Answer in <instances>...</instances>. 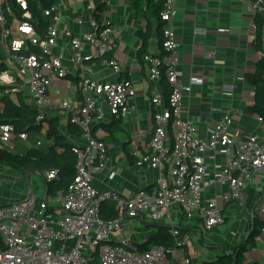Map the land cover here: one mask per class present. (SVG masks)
Returning a JSON list of instances; mask_svg holds the SVG:
<instances>
[{"label":"built area","instance_id":"obj_1","mask_svg":"<svg viewBox=\"0 0 264 264\" xmlns=\"http://www.w3.org/2000/svg\"><path fill=\"white\" fill-rule=\"evenodd\" d=\"M88 1L85 3L88 19L74 16V22L86 28L76 33L65 30L75 71L72 72L53 53L61 18L60 2L44 10L52 23L43 36H38L27 20L30 18L27 0H13V5L9 0H0V62L6 65L0 70V84L12 85L17 78L21 80L29 100L40 110V119L50 106L51 82L71 74L77 76L79 99L62 97L59 88L54 94L67 122L80 129L82 139L74 146L76 173L65 190L40 200L28 194L21 200L0 205V264H93L95 260L99 264H193L190 256L180 249L189 236L183 235V224L174 225L172 209L177 212L176 218L185 222L196 219L202 231L223 224L225 217L219 203L244 205L253 178H264V132H245L233 127L232 115L225 112L219 120L208 124L206 136L201 137L197 122L181 117L183 94L202 79L191 76L187 83L181 79L177 68L180 42L173 26L174 0H162L159 16L164 53H143L142 61L147 66L148 78L158 81L164 76L170 90L166 98L162 91H152L149 147L147 152L134 150L132 155L138 167L147 166L164 173L151 187H139L131 195L97 189L92 174L106 167L107 147L104 139L93 135L92 126L128 115L133 109L136 89L129 77L100 80L82 72L85 60L92 56L100 57L112 72H122L114 56L119 32L107 18L97 19ZM107 3L105 0L104 4ZM249 7L253 14L263 12L264 23V0H249ZM201 32L204 30L194 28V33ZM30 45L36 50L27 52ZM86 46L92 52L89 55L83 54ZM261 52L264 54V48ZM209 56L213 57V53ZM224 89L230 90L231 85H225ZM258 120L262 118L258 116ZM15 136L27 138L25 132L16 133L12 124L0 123L1 146L13 150ZM217 154L224 156L221 164L216 161ZM113 175L112 171L110 177ZM57 176V169L43 174L47 181ZM213 185H226L227 189L208 195ZM103 202L113 203L114 218L100 216ZM255 211L264 221V203H259ZM138 218L167 225L175 245L170 248L151 245L142 250L141 243L133 239L123 224ZM259 235L264 250V225Z\"/></svg>","mask_w":264,"mask_h":264},{"label":"crops","instance_id":"obj_2","mask_svg":"<svg viewBox=\"0 0 264 264\" xmlns=\"http://www.w3.org/2000/svg\"><path fill=\"white\" fill-rule=\"evenodd\" d=\"M101 1L89 0L88 2L95 10ZM156 1L152 0V2ZM85 3L86 0H60L58 7L61 18L58 25L57 45L53 53L62 59L69 71L73 70V65L65 30L76 33L86 28L85 25L81 26L74 22V16L82 17L83 20L88 19L89 13L85 9ZM147 3L148 0H142L140 2L142 11L136 12L132 6V0H108L101 10V16L107 18L119 32L114 56L122 70L132 79L136 94L132 100L133 109L128 115L120 118L121 128L113 136L110 137L102 129H97L95 132L96 136L104 139L106 143L107 162L102 171L92 174V183L97 189H110L123 195H131L139 187H151L164 173L162 170L147 166L138 167L135 164L136 157L132 155L134 150L147 152L149 147L153 124V106L150 102L152 91L154 89L162 91L164 97L166 94L160 83L161 78L158 81H151L148 78L147 66L142 61V55H138L141 47L140 33L148 24L152 33L145 53L155 55L164 53L155 32L159 20L152 14L151 9L147 8ZM174 7L173 26L180 42L177 68L181 71V79L184 83H187L191 76L202 79L201 83L191 86L190 92L183 94L180 103L181 117L195 120L201 137L206 136L208 124L219 120L225 112L232 115L233 127H240L245 132L263 133V120L259 121L257 114L247 110V107L253 103V87L247 83L245 73L254 69L255 62L260 57V51L255 42L254 14L250 10L249 0H174ZM194 28H201L204 32L194 33ZM262 47L264 48V28ZM90 53H92L91 50L86 46L83 54ZM209 53H213V57H210ZM82 72L100 80H114L121 75V73L112 72L100 57L93 56L85 60ZM77 80V76L72 74L60 81L53 80L48 92L50 106L46 108L47 114L59 116L61 130L73 142H79L80 139L66 131L67 115L58 107L59 100L54 90L61 89L62 97L75 101L80 96L76 90ZM225 85H231V89L225 90ZM11 86L12 92L22 91L28 95L21 80L19 83L15 81ZM164 99L163 103H165ZM40 134L44 136V130ZM37 141L43 142V138L28 134L23 140L15 136L13 150L22 152L26 145L35 144ZM216 161L221 164L224 156L217 154ZM1 166L3 165H0V205L21 200L28 194L36 195L39 200L49 198L45 192V184L41 187L37 178L31 179L33 172L23 174ZM112 171L114 175L110 177ZM40 188L44 191L42 196L39 195L42 191ZM225 189H227L226 185L210 186L208 195ZM246 196L247 199L254 200L253 206H248L247 201L244 205L235 202L219 203L225 217L223 224L230 221L233 223V226H229L230 229L219 225L214 228V230L220 228L222 232L230 230L226 233L228 239L223 238L220 254L231 253L238 243L246 239L255 215L262 220L255 208L259 203H264L263 177L253 178ZM171 212L174 225L183 224L181 228L183 235H191L194 240L200 239L201 243H204L203 231L196 219L185 222L186 220L181 217L176 218L175 208ZM141 222L144 220L138 218L123 223L129 231V228L135 229L133 232L130 231L133 239L142 237V231L138 230L141 229V226H138ZM149 225L145 224V226ZM150 227L148 235L157 232L158 228L154 223ZM198 232H200V238L194 235ZM260 237L258 235L254 245H250L245 252L246 262L257 261L264 264V250ZM146 239H138L137 242L141 243ZM180 249L190 256L193 264H202L207 260L199 261L192 257L191 254L196 251L191 248L189 239Z\"/></svg>","mask_w":264,"mask_h":264},{"label":"trees","instance_id":"obj_3","mask_svg":"<svg viewBox=\"0 0 264 264\" xmlns=\"http://www.w3.org/2000/svg\"><path fill=\"white\" fill-rule=\"evenodd\" d=\"M104 1L95 8L93 15L99 19L101 17L102 6ZM142 0H132V6L136 12H141L142 8L140 2ZM60 0H27V10L30 12V18L27 19L35 28L38 36H43L48 27L52 23L50 15H45L44 10L51 8L53 5L59 3ZM13 0H9V4L13 5ZM162 7V0L152 2L148 0L147 8L151 9L152 14L159 20V24L155 28V32L159 37V44L161 47V26L159 12ZM22 10L18 11V16ZM254 25L256 28V47L260 51V57L255 62L254 69L245 73L247 83L253 87V103L247 107V110L260 116L264 122V54L262 51L263 45V12H256L254 14ZM150 24L144 31L140 33L141 47L138 55H142L146 51L151 36ZM36 48L29 46L27 52L35 51ZM162 50V47H161ZM1 57V52H0ZM6 68L4 62H0V70ZM128 78V74L122 70L119 78ZM18 83L20 80L17 78ZM160 83L163 90L169 93L170 86L161 77ZM11 85L0 84V123L12 124L16 133L29 132L41 133L44 130L45 143L40 142L39 145L30 146L25 152L19 153L10 150L7 147L0 145V165L26 174L28 172H36L43 175L44 172L57 169V178L45 180V192L47 196L54 195L57 191L65 190L73 179L76 173V153L74 146L81 142V131L73 124L66 125V131L80 139L79 142H73L68 139L65 133L61 130L60 118L57 115H49L44 110L42 118L38 119L40 110L34 106L29 100V94L26 95L22 91L12 92ZM26 89V88H25ZM121 128V119L112 118L106 122H98L92 126V133L96 135L97 129H102L111 137ZM256 199V198H254ZM248 206L254 205V200L246 199ZM100 216L104 219H112L116 216V212L112 202H103L100 205ZM157 226V232L148 235L147 239L140 244L142 250L149 248L151 245H161L165 248H170L175 245L174 238L169 234L167 225L154 223ZM264 225V221L260 220L256 215L253 219L252 228L245 240L236 245L231 253H224L217 255L214 260H205L202 264H233V255L236 259V264H261L257 261L245 260V252L250 245H254L256 237L260 234V229Z\"/></svg>","mask_w":264,"mask_h":264},{"label":"rangeland","instance_id":"obj_4","mask_svg":"<svg viewBox=\"0 0 264 264\" xmlns=\"http://www.w3.org/2000/svg\"><path fill=\"white\" fill-rule=\"evenodd\" d=\"M28 134L30 135H37L40 136L41 138H43V142L45 143L46 139L44 136H42L40 133L37 132H29ZM35 144H28L26 145L23 149L22 152L19 153H23L26 151V149L30 146H34ZM18 152V151H17ZM3 167V166H1ZM31 179H35L37 178L39 185L44 186L45 184V180L43 179V176L33 172L31 174ZM40 190H42L40 188ZM40 196L44 195V191L42 190L41 193L39 194ZM154 222H152L149 218H145L144 222H141L140 224H138V226H141V238H136L134 240H138V239H145L147 238L148 234L147 232L149 231V229L151 228L150 225L153 224ZM145 224H150L149 226H145ZM219 226H225L227 229H230L229 226H233L232 221H230V223H225L223 225H219ZM131 232H133L135 229L134 228H129ZM221 231V232H220ZM230 230L226 231V232H222V230L219 229H212V230H206L203 231L202 233V237L204 238V243H201L200 239L198 240H194L192 238L191 235H189V242L191 244V248L194 249L196 252H193L191 255L193 258H197L199 261H201L202 259H207V260H214L217 254H220L222 252V248L221 245L223 244V238H227V232H229ZM194 235L198 236L200 238V232L198 233H194ZM93 264H99L98 260H95L92 262Z\"/></svg>","mask_w":264,"mask_h":264},{"label":"water","instance_id":"obj_5","mask_svg":"<svg viewBox=\"0 0 264 264\" xmlns=\"http://www.w3.org/2000/svg\"><path fill=\"white\" fill-rule=\"evenodd\" d=\"M233 264H236V259L234 255H233Z\"/></svg>","mask_w":264,"mask_h":264}]
</instances>
